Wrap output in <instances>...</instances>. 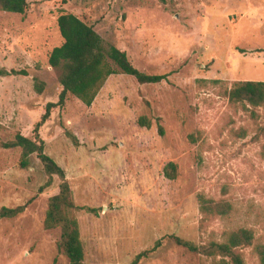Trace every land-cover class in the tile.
Here are the masks:
<instances>
[{"label": "rangeland", "instance_id": "obj_1", "mask_svg": "<svg viewBox=\"0 0 264 264\" xmlns=\"http://www.w3.org/2000/svg\"><path fill=\"white\" fill-rule=\"evenodd\" d=\"M27 2L24 14L0 10V68L28 72L0 78V141L32 138L45 105L58 101L59 71L48 56L62 43V11L140 71L168 74L155 84L112 75L90 106L67 95L39 129L74 203L96 209L76 211L84 262L129 264L161 240L137 264H211L171 236L199 244L238 228L264 244V108L231 104L226 93L235 81H264V0ZM20 155L0 147V208L25 206L0 219V264H70L59 229L44 226L60 181L40 191L48 176L39 159L21 168ZM169 162L174 179L164 175ZM200 197L228 204L229 213L204 220ZM240 251L245 264H259L253 246Z\"/></svg>", "mask_w": 264, "mask_h": 264}, {"label": "trees", "instance_id": "obj_2", "mask_svg": "<svg viewBox=\"0 0 264 264\" xmlns=\"http://www.w3.org/2000/svg\"><path fill=\"white\" fill-rule=\"evenodd\" d=\"M28 8L27 0H0V10L9 13L24 14ZM57 27L62 37V43L52 48L48 56L49 65L59 71L58 81L61 91L57 102H48L40 120L33 128V137L15 134L9 141H0V147L11 149L19 147L21 155L19 165L27 168L31 165L30 156L35 154L39 159L48 180L39 190L43 191L52 184L56 176L59 179L58 192L48 201L44 226L47 229L58 228L60 231L57 243L58 250L64 254L70 264H89L84 262V249L80 238L79 224L76 217L77 210L96 213V209L86 206H77L72 199V191L65 171L45 153V143L39 134L40 127L48 120L51 109L62 106L67 95H72L86 106L95 100L108 78L116 74H125L133 77L139 84L160 83L167 80L168 74H147L134 67L126 53L114 44L105 41L94 27L71 12L62 11L57 16ZM27 76L25 69L0 68V78L4 76ZM44 83L35 79V91L40 94ZM227 97L231 104H241L244 107L264 108V81H235L227 90ZM139 118V123L149 126V122ZM68 137L73 136L66 131ZM176 166L169 162L164 167V175L169 179L175 178ZM25 206L1 207L0 219L12 218L21 213ZM200 212L203 219L223 217L229 213L226 203L217 204L212 200L200 197ZM173 241L187 250L199 253L211 261V264H245L240 249L253 246L259 264H264V244L254 243L251 230L238 228L227 232L223 240H207L199 244L171 236ZM161 244L157 240L153 247L139 252L129 264H137L146 258Z\"/></svg>", "mask_w": 264, "mask_h": 264}]
</instances>
